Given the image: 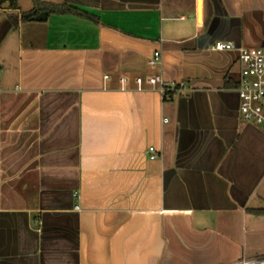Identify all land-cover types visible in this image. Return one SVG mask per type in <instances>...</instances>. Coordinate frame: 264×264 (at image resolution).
Segmentation results:
<instances>
[{
	"label": "crops",
	"instance_id": "0c3cea01",
	"mask_svg": "<svg viewBox=\"0 0 264 264\" xmlns=\"http://www.w3.org/2000/svg\"><path fill=\"white\" fill-rule=\"evenodd\" d=\"M43 2L98 23H23L0 4L17 18H0V46L17 35L0 58V264L264 257L251 211L264 207V131L239 114L237 52L210 48L264 47V0ZM154 74L180 91L138 90Z\"/></svg>",
	"mask_w": 264,
	"mask_h": 264
},
{
	"label": "built area",
	"instance_id": "2783aa9c",
	"mask_svg": "<svg viewBox=\"0 0 264 264\" xmlns=\"http://www.w3.org/2000/svg\"><path fill=\"white\" fill-rule=\"evenodd\" d=\"M210 48L214 51L237 52V65L239 70L237 94L239 98V114L245 122H249L264 131V47L246 48L237 46L231 41H215ZM161 62L159 51H154L148 58L150 68H157ZM122 82L125 79H121ZM138 90L143 84L156 90L162 100L169 101L174 93L180 91V84L170 83L160 75H148L144 78H135ZM166 121V119H164ZM149 159L157 157L156 149L149 146ZM241 264H264V257L251 260H242Z\"/></svg>",
	"mask_w": 264,
	"mask_h": 264
},
{
	"label": "trees",
	"instance_id": "16d2710c",
	"mask_svg": "<svg viewBox=\"0 0 264 264\" xmlns=\"http://www.w3.org/2000/svg\"><path fill=\"white\" fill-rule=\"evenodd\" d=\"M7 4L10 9H17V0H0V4ZM35 7L29 11L22 12L19 17L20 22L31 21L34 16H36L41 11H45L47 15H76L82 18H86L94 23H98V18L94 17L82 10H79L73 6L67 4H55L46 3L34 0ZM14 23H17V18L14 17ZM255 216L264 217V207L256 208L251 210Z\"/></svg>",
	"mask_w": 264,
	"mask_h": 264
},
{
	"label": "rangeland",
	"instance_id": "374dc122",
	"mask_svg": "<svg viewBox=\"0 0 264 264\" xmlns=\"http://www.w3.org/2000/svg\"><path fill=\"white\" fill-rule=\"evenodd\" d=\"M40 2H43V0H38ZM17 5L19 7V9L21 11H26L31 9L32 7H35V3L34 0H17ZM15 12H11V13H0V18L3 22H6L7 20H9V16L12 15V17H14L15 15L13 14ZM5 25L6 24H2L0 25V37L1 34L3 33L4 29H5ZM14 28V25H12ZM14 30V29H13ZM17 42V35L13 34L9 37V40L6 43L1 44L0 46V58L1 56H4L5 54L10 55V53L13 51L14 47H15V43ZM23 42H25V38L23 39ZM1 64V61H0ZM150 87L149 85H146L145 83L143 84V87Z\"/></svg>",
	"mask_w": 264,
	"mask_h": 264
},
{
	"label": "water",
	"instance_id": "95a60500",
	"mask_svg": "<svg viewBox=\"0 0 264 264\" xmlns=\"http://www.w3.org/2000/svg\"><path fill=\"white\" fill-rule=\"evenodd\" d=\"M46 17H47V13L45 11H42L39 14H37L36 16H34L33 19L36 21H41V20H45Z\"/></svg>",
	"mask_w": 264,
	"mask_h": 264
}]
</instances>
